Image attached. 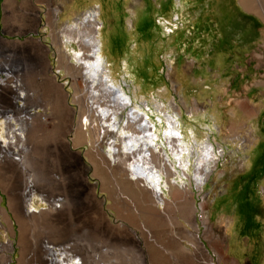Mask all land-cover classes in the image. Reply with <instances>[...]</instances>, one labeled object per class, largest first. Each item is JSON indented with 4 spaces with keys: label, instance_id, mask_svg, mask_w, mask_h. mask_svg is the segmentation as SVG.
Wrapping results in <instances>:
<instances>
[{
    "label": "rangeland",
    "instance_id": "1",
    "mask_svg": "<svg viewBox=\"0 0 264 264\" xmlns=\"http://www.w3.org/2000/svg\"><path fill=\"white\" fill-rule=\"evenodd\" d=\"M36 4L44 22L39 29L47 55L37 56L38 30L32 34L33 70L8 73V78L15 77L13 85L23 88L1 85L0 115L13 109L12 99L18 93H26L16 100L26 109L36 105L33 109L40 113L66 112L71 119L57 127L50 121L40 124L32 132L36 145L31 151L20 147L21 154L46 162L47 142L68 139L78 114L81 118L85 114L82 94L90 86L74 50L88 52L83 40L89 39L90 28L85 23L80 32L69 31L70 26L62 23L79 24L78 19L83 21L79 12L100 6L102 21L98 20L95 37L101 38L110 80L128 97L122 114L134 108L146 114L156 125L159 147L165 141L166 120L174 124L189 145L191 164L186 177L170 155L179 174L162 175L166 200L155 205L150 189L135 185L131 175L108 164L99 143H94L97 128L88 127L90 142L85 134V139L77 134L80 167L74 189L78 188L79 198H71V185L64 192L59 183L70 171L23 169L37 182L33 181L36 188L47 195L55 191L60 201L31 197L38 210L31 213L33 219L22 218L20 233L26 260L17 258V246L0 232V264L7 260L6 252L16 255L8 264H45V257L51 256L45 246L68 264H264V0H37ZM61 32L73 39L65 37L63 42ZM51 80L62 88L63 98ZM201 146L210 147L216 158L205 160L209 169L207 175L203 170L206 176L199 185L195 168ZM55 175L60 176L56 183ZM12 183L18 186L16 179ZM57 202L52 219L49 212ZM68 216L74 217V224L63 226ZM101 222L112 231L113 240L99 238L94 226ZM6 225L10 226L7 220ZM133 234L144 260L128 243ZM195 234L199 240L193 239ZM197 241L205 254L197 251Z\"/></svg>",
    "mask_w": 264,
    "mask_h": 264
},
{
    "label": "bare ground",
    "instance_id": "2",
    "mask_svg": "<svg viewBox=\"0 0 264 264\" xmlns=\"http://www.w3.org/2000/svg\"><path fill=\"white\" fill-rule=\"evenodd\" d=\"M100 15V6H90L86 10L79 12V18H82L83 16L82 22L78 19V23L80 22L79 24L68 25L66 21L62 23L65 24V27L70 26L69 31L77 30L80 32L81 26H86L85 23H87L88 28H90V32H88L89 39H87V41L83 40L84 44L89 48L88 52L82 53L83 51L79 50V52L74 50V56L76 57H74V59L76 63L81 65L82 72H84V75H86V78H88L87 83L90 86L86 92L82 94L86 97L84 101L86 115L84 114L82 118L80 117L81 131L86 135V133H88V127L91 130L97 128V132L95 131L96 139H94V141L96 145L99 143L100 147L102 148L100 149L103 153L101 154L107 159L108 164L117 166V169H119L118 171L122 172V170H124L127 172V175H131L133 177L131 179L135 181V185L142 184L141 187L144 189H150V196L152 199H154L155 205H163L166 200V196H163L162 191V175L164 174L168 176L169 174H179L176 163L171 161V157H173L178 162V168L181 169L183 175L187 177L188 174L186 173V170H188V168L190 169L191 164L189 160L191 156V150L188 147V143L181 138V135L178 134L174 124L168 120H166L167 126L164 130L165 141L162 142L163 144L161 143L159 147V143L156 142L158 138V135L155 132L156 125L148 119L146 114H139L136 112L137 110H135V108L130 109L126 116L122 114V110H124L126 105H128V97L124 96L123 90L117 88V85H115L114 82L110 80L111 78H109V71L104 68L105 57L102 51L101 38L95 37L99 25L98 20L102 21ZM61 34L63 37H66L67 40L73 39V37L69 36L68 32H61ZM77 41V43L81 42L79 38ZM18 97H20V95H18ZM83 119L85 123L82 122ZM88 120L89 123L87 124ZM86 124L87 127L84 128V125ZM164 144H166L167 147ZM103 147L107 149L105 150ZM153 149L157 150L158 153H154L155 151ZM166 149H169L170 153H168ZM208 149L212 151L210 147H208ZM208 149L207 147L206 149H204L202 146L200 147L199 152L201 155L199 156V159L197 152V167L195 168V177L197 178V182H200L199 185L202 184L204 177L207 175L209 169L207 165L208 162L213 161V159L215 160L216 158L213 152H210ZM106 154H109L110 157H108ZM153 155H156V158ZM5 157L6 155L1 153L0 160L3 161V159H7ZM207 159L209 161L205 163V160L207 161ZM23 160L24 158H21V161ZM203 170H205V176L202 175ZM166 182L168 183L169 181L166 180ZM187 192L190 195L193 193L191 189H189ZM193 224L197 227V223L195 221ZM94 230L95 232L99 233V238L101 235V238L106 237L107 240L114 239L112 231H108L102 222L98 225H95ZM193 239L199 240L198 235H193ZM199 242L196 244L197 251L200 255L205 254L206 250ZM128 243L137 253L138 257L144 260L143 248L141 247L135 234L131 236ZM56 264H68V261L57 260ZM206 264L209 263L206 262Z\"/></svg>",
    "mask_w": 264,
    "mask_h": 264
},
{
    "label": "crops",
    "instance_id": "3",
    "mask_svg": "<svg viewBox=\"0 0 264 264\" xmlns=\"http://www.w3.org/2000/svg\"><path fill=\"white\" fill-rule=\"evenodd\" d=\"M36 3L37 0H0V75L2 73H5L4 76H7V78H3L2 76H0V87H2L1 85H6V87H8L9 89L22 90L23 86L21 84L17 83L14 84L13 86L8 85V83H13V81L15 80V77L8 78L9 77L8 73L9 72L26 73V72H31L33 70L32 34L34 32H37L38 30L40 33L39 35L40 37L38 39H35V41L38 42L37 56L39 54V58H41L42 55L45 56L46 58L47 55L46 54L47 50L45 48L46 39L44 37V34L39 29V27L42 24H44V22L41 19L40 9ZM61 40L63 42L66 41L65 37H63ZM50 83L51 85L53 84V86L56 87L57 90L59 89L61 96L63 98L64 91L62 90V88L59 85H57L54 80H51ZM18 95H20V97H18ZM11 96H14L13 92ZM25 96L26 93H23V95L21 93L20 94L18 93L16 95V98L12 99L13 103L11 104H12L13 112L18 111L15 108L16 105L19 110L26 112L25 113L26 116L23 115L21 117L20 115L19 116L17 115V119L15 120L16 123H13L12 121L9 120L10 116L6 117V115H4L5 113H3L2 115L4 117L0 119V126H1L0 137L2 138L1 140L3 142V146L9 147L10 143H12L11 141L12 139L14 140L16 139L20 141L22 140V144H21L22 151L23 150L31 151L32 147H34L37 143L36 140L37 138H35L36 136L33 135L32 132H35L40 124L45 123L46 121H50L55 123L54 127H57L59 125L58 122L70 121L71 118L69 113L66 112L48 111V114L40 113L38 109H33L35 108L36 105H33L32 109L28 110L25 108V106L22 103L16 102L17 98L19 99ZM66 106L68 107V109H71L69 105ZM78 115H79L78 122L76 123L75 126H73V133L71 134L70 137H68V139H65L64 137L57 139L51 138L50 141L47 142V144L50 146V149L47 155L48 159H46V162L44 163L43 162L40 163L39 160H36L34 155L29 156L26 154H21V151H20V155L17 152L18 154L16 155L17 158H13L12 156L10 157L7 154L8 149L5 150L2 147H0L1 149L0 157H1V153H3L4 155H6L5 158H7V159H3V161L0 160V216H1V222L3 223L0 232L6 233L9 242L11 241V243L13 242V245L15 243V247L17 246V249H15L17 250L18 253L17 258L23 256V259L26 260V256H25L26 253L24 251H21L20 249L21 246L20 241H22L20 233H22L23 231L21 224L22 218L33 219L34 214L31 213H34L36 212V210H38L36 207L30 212L25 210L23 204L24 195L27 192H30L32 198L38 196L41 199L47 198V200L60 201L59 200L60 197L57 196L55 191L49 190L47 195L42 193L41 189L36 188L34 186V183L37 184V182L35 180L29 179V177H27L24 174L23 169H27V170L35 169L36 171L37 169L40 168L44 169L46 167V168H50V170L51 169L55 170L57 168L60 169L62 172L64 170L70 171L66 174L67 177L64 181H60V176L55 175V183L57 180L60 181L59 183H62L61 185L63 187L64 192H67V190H69L71 185V192H70L71 198L72 199L79 198L78 188L74 189V185L79 183L78 170L80 167L79 156L78 154L75 153L77 150H79V146H80V140L78 139L77 134L80 133L82 137H84V139H85V135L81 131L82 129L80 123V114ZM34 121H36L37 123L35 124ZM14 124H16V126H14ZM89 132L91 131H88V133H86L88 142L91 141ZM93 136L94 139H96L95 135ZM70 154L72 157H70ZM21 158L22 159L24 158V160L21 161ZM35 171L33 173V176L35 175L36 177L38 176V173ZM6 175L8 176V182L6 181V177H5ZM15 179L18 182V186H15L12 183V181H14ZM17 206H19V208ZM32 206H36V205L33 203ZM58 206H59L58 202L53 203L52 205L53 208H51L49 212L52 215V219L56 218L55 209ZM14 207L17 208L13 212ZM6 220L10 222V226L6 225ZM17 223H19V230L17 228ZM67 223L74 224V217L73 216L65 217L64 223L62 225L64 226ZM17 233H19V235H17ZM33 245L34 247L36 246L35 244ZM63 247H67V246H63ZM44 250L46 251V253L50 252L52 256L54 255V249L51 250L50 248L45 246ZM53 257L55 258V262L53 264H56L57 259L55 256ZM68 258H70V256H68ZM61 260H67V259H61Z\"/></svg>",
    "mask_w": 264,
    "mask_h": 264
},
{
    "label": "built area",
    "instance_id": "4",
    "mask_svg": "<svg viewBox=\"0 0 264 264\" xmlns=\"http://www.w3.org/2000/svg\"><path fill=\"white\" fill-rule=\"evenodd\" d=\"M4 74L5 73H2L1 74V76L3 77V78H7V76H4ZM8 85H11V86H13V83H8ZM5 97H8L7 95L5 96ZM17 100V99H16ZM13 102V101H12ZM18 103H20V102H18ZM4 115H6V117H8V116H10L9 118V120L10 121H12L13 123H16V119H17V113L18 114H20V116L22 117L23 115L24 116H26V114L23 112H13L12 111V109H10V108H8V109H6L5 111H4ZM3 116V115H2ZM2 116H0V118H3ZM14 126H16V124H14ZM3 132H4V130H3ZM9 137V136H8ZM2 138L0 137V147H2L3 149H5V150H9V151H7L8 153V155L11 157H13V158H17L16 157V155H18L17 154V152L20 154V147H21V144H22V140L20 141V140H14V139H12L11 141H12V143H10V146L9 147H6V146H3V142H2V140H1ZM1 150V149H0ZM23 204H24V208H25V210L26 211H28V212H30L31 210H33L34 209V207L32 206V201H31V193L30 192H27L25 195H24V199H23ZM198 216H200V214H198ZM2 226H3V223L1 222V216H0V230L2 229ZM0 243H1V241H0ZM13 253V252H12ZM55 254V253H54ZM4 255H7L8 256V258H7V260L6 261H4L5 263L4 264H8L9 262H8V260L9 261H12L13 260V257L15 258L16 257V255H15V253H14V255L13 254H11V252H6V253H4ZM49 255H51L50 253H49ZM30 256V255H29ZM29 256H27V257H29ZM54 256V255H53ZM52 255L51 256H46L45 258H47L48 260L47 261H45V264H53L54 262H55V258L53 257ZM60 257H63L62 255H60ZM30 258V257H29ZM56 259H58L59 260V258L58 257H56Z\"/></svg>",
    "mask_w": 264,
    "mask_h": 264
}]
</instances>
